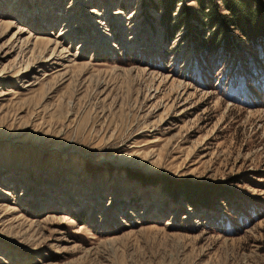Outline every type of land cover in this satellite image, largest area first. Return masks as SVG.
I'll use <instances>...</instances> for the list:
<instances>
[{"label": "rangeland", "instance_id": "obj_1", "mask_svg": "<svg viewBox=\"0 0 264 264\" xmlns=\"http://www.w3.org/2000/svg\"><path fill=\"white\" fill-rule=\"evenodd\" d=\"M169 1L0 0V264H264V45Z\"/></svg>", "mask_w": 264, "mask_h": 264}, {"label": "trees", "instance_id": "obj_2", "mask_svg": "<svg viewBox=\"0 0 264 264\" xmlns=\"http://www.w3.org/2000/svg\"><path fill=\"white\" fill-rule=\"evenodd\" d=\"M180 0L169 1L168 16L171 19L172 13L175 11L176 2ZM223 7L228 9V13L222 12L219 8V4L216 0H198L199 11L195 8H190L191 11L186 7L181 12H177L178 24L188 23L192 19L200 21L202 19L207 20L209 26L216 27L212 36L201 40V44H204L207 51H212L216 47L220 46V40H223L227 48L235 46L234 35L230 32V25L232 24L237 30H239L245 38V41L251 47L263 46L264 45V8L257 5L256 0H219ZM188 9V10H187ZM187 10V11H186ZM202 16V17H201ZM229 25V26H228ZM173 31V28H170ZM176 30V29H175ZM232 31V30H231ZM222 45V44H221ZM171 180V179H170ZM170 180L168 183L170 185ZM179 182H175L173 185L174 191L177 194H182L190 202V194L196 193L188 185L187 181L176 179ZM198 189V188H196ZM203 190V189H202ZM204 197V194L203 196ZM201 198V197H199Z\"/></svg>", "mask_w": 264, "mask_h": 264}, {"label": "bare ground", "instance_id": "obj_3", "mask_svg": "<svg viewBox=\"0 0 264 264\" xmlns=\"http://www.w3.org/2000/svg\"><path fill=\"white\" fill-rule=\"evenodd\" d=\"M96 20H97V19H96ZM96 20H95V21H96Z\"/></svg>", "mask_w": 264, "mask_h": 264}]
</instances>
